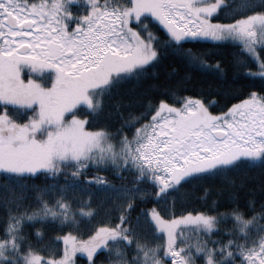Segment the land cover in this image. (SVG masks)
I'll return each mask as SVG.
<instances>
[{
    "label": "snow or ice",
    "instance_id": "obj_1",
    "mask_svg": "<svg viewBox=\"0 0 264 264\" xmlns=\"http://www.w3.org/2000/svg\"><path fill=\"white\" fill-rule=\"evenodd\" d=\"M206 43L234 44L233 71L264 82V0H0V184L17 193L4 202L0 264H77L78 256L82 264H264V201L259 212L249 202L250 216L237 204L180 214L159 207L190 179L264 167V88L219 111L193 95L149 98L115 132L89 126L106 94L155 75L168 54L223 75L220 60L184 47ZM40 175L53 183L31 185L36 202L24 203ZM76 184L111 187L114 210L95 219L88 200L77 208ZM229 216L226 238L215 235ZM25 222L55 225L61 246L39 226L29 237Z\"/></svg>",
    "mask_w": 264,
    "mask_h": 264
},
{
    "label": "trees",
    "instance_id": "obj_2",
    "mask_svg": "<svg viewBox=\"0 0 264 264\" xmlns=\"http://www.w3.org/2000/svg\"><path fill=\"white\" fill-rule=\"evenodd\" d=\"M115 2L117 0H113V3ZM226 2L235 4L238 3V0H226ZM156 34L161 40L165 38L162 30ZM184 47L204 52L210 60H220L227 71L223 75L209 71H196L190 68L181 58L168 54L155 65V75L150 74L140 80L129 79L120 84L118 89L110 95L106 94L103 97V107L98 113L90 116L89 126H105L109 131L115 132L122 120L131 115H139L149 98L153 102L160 98H164L169 102H176L180 96L193 95L208 104L210 110L219 111L253 88L257 90L264 88V82L258 78L252 79L243 73L233 71V55L237 51L234 44H185ZM173 68L175 72H170ZM81 114L88 115V112H82ZM89 173L92 174L93 170L90 169ZM105 175L109 177L113 184L123 183L111 171L106 172ZM124 175L128 177L130 182L131 173H125ZM3 179V175L0 174V182ZM65 179L63 174L55 178L54 183L57 190H59L58 185L65 183ZM51 183L53 181L43 175L29 180L24 203L34 204L36 202V189L32 188L31 185L43 186ZM75 187L80 190L72 195V203L78 208L81 206L82 201L88 200L89 205L96 210L95 219H101L106 213L112 212L114 201L118 202L116 192L109 186L92 185L85 188L80 184H76ZM16 195V192L9 191L0 184V227L3 224L4 202L5 200H14ZM250 201L254 204L255 211L259 212L261 202L264 201V167H261L258 162L241 163L223 173L190 179L177 190L170 192L164 201L159 202V207L162 211L170 212L174 209L176 214H180L184 209L226 211L232 209L233 204H237L246 216H250L253 211L249 204ZM151 203L153 201L149 199V202L143 206L150 207ZM138 210V208L133 210V217L136 216ZM81 223L82 227H86L88 221L82 220ZM233 223L232 217H226L219 223L220 231L214 232V234L223 235L226 238L224 230L232 228ZM38 226L43 228L46 242L54 243L57 247L61 246L60 241L53 239L58 234V230L51 223L45 222L40 225L39 223L25 222L23 229L29 237L34 239L33 230ZM103 255L101 253V258H103ZM77 264H82L79 256ZM83 264H86V262H83Z\"/></svg>",
    "mask_w": 264,
    "mask_h": 264
},
{
    "label": "rangeland",
    "instance_id": "obj_3",
    "mask_svg": "<svg viewBox=\"0 0 264 264\" xmlns=\"http://www.w3.org/2000/svg\"><path fill=\"white\" fill-rule=\"evenodd\" d=\"M38 75H41V74H34V76H38ZM82 112H88V110H87L86 108H82V109H81V113H82ZM81 113H79V114H81Z\"/></svg>",
    "mask_w": 264,
    "mask_h": 264
}]
</instances>
